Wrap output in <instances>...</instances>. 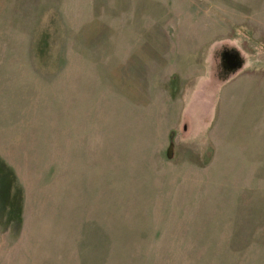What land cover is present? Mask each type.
<instances>
[{
  "label": "rangeland",
  "instance_id": "obj_1",
  "mask_svg": "<svg viewBox=\"0 0 264 264\" xmlns=\"http://www.w3.org/2000/svg\"><path fill=\"white\" fill-rule=\"evenodd\" d=\"M0 264H264V0H0Z\"/></svg>",
  "mask_w": 264,
  "mask_h": 264
}]
</instances>
